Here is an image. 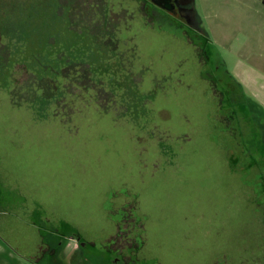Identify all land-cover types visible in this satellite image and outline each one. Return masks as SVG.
<instances>
[{
    "label": "rangeland",
    "instance_id": "374dc122",
    "mask_svg": "<svg viewBox=\"0 0 264 264\" xmlns=\"http://www.w3.org/2000/svg\"><path fill=\"white\" fill-rule=\"evenodd\" d=\"M0 2V224L78 233L70 264H112L118 227L141 264H264L263 0H192L198 28L153 0Z\"/></svg>",
    "mask_w": 264,
    "mask_h": 264
},
{
    "label": "crops",
    "instance_id": "0c3cea01",
    "mask_svg": "<svg viewBox=\"0 0 264 264\" xmlns=\"http://www.w3.org/2000/svg\"><path fill=\"white\" fill-rule=\"evenodd\" d=\"M9 224H0V264H41L47 256L49 264H70L73 253L82 249L70 236L71 232L59 228L43 231L40 225L19 216ZM71 243L75 246L72 252H68ZM63 250L65 262L61 261Z\"/></svg>",
    "mask_w": 264,
    "mask_h": 264
},
{
    "label": "flooded vegetation",
    "instance_id": "af4514ba",
    "mask_svg": "<svg viewBox=\"0 0 264 264\" xmlns=\"http://www.w3.org/2000/svg\"><path fill=\"white\" fill-rule=\"evenodd\" d=\"M152 10L147 12V9L144 7L145 12L149 15V19L156 14H160L157 11V8L164 12V14H160L162 17H167L171 19V21L182 20L184 23L190 24L191 26H195L198 28L197 16L195 10L192 7V0H153ZM155 18V17H154ZM156 19V18H155ZM151 21H154L152 19ZM107 27V25H105ZM109 30V27H107ZM109 43V48L112 46L117 47L119 41L113 35L107 37ZM107 40V39H106ZM213 87L216 90L215 93H218L217 88L221 87V99L224 100V96H230L231 99L237 100V95H242V90H238L240 86H238L233 79H222L221 81H212ZM245 103L247 104L246 96H243ZM230 99V100H231ZM220 100V102L222 101ZM118 239L116 241L109 242L110 246L108 248L109 252H115L116 258H112V264H141V261L138 259V253L140 250H136L133 247L131 242L127 243L126 241Z\"/></svg>",
    "mask_w": 264,
    "mask_h": 264
},
{
    "label": "trees",
    "instance_id": "16d2710c",
    "mask_svg": "<svg viewBox=\"0 0 264 264\" xmlns=\"http://www.w3.org/2000/svg\"><path fill=\"white\" fill-rule=\"evenodd\" d=\"M1 3H5V4H7L6 6H8V7H10V6H14L13 4L14 3H12V4H10V5H8V3L7 2H0V4ZM59 4V7H57V11H59V9L61 10L62 8V4H60V2H58ZM263 3H264V0H263ZM65 7V6H64ZM61 12V11H60ZM0 17H1V15H0ZM3 19H0V30L3 32L4 31V33L6 34V33H8L7 32V29H8V23H6L7 21H5V20H3ZM23 24L24 23H21V26L23 27ZM7 25V26H6ZM21 28H17V30H20ZM23 29V28H22ZM90 30V29H89ZM14 39H17V38H14ZM3 49V52H4V55L2 54V55H0V59L1 60H4L5 59V57L7 56V51H6V49H4V47L2 48ZM8 55H10L9 53H8ZM65 66L61 69V71H60V73H61V75H62V77H63V72L65 71V70H67L69 67L71 68V65H73L72 63H71V65H70V62L68 63H65L64 64ZM69 68V70H72V69H70ZM48 82H53V83H55L54 81H52V80H47V81H43V82H39V86L42 88V95H43V97H44V100L45 101H49V100H51L53 97H54V95H55V91H56V86H55V90H54V88H52V92H53V95L52 96H46V88H45V86H43L44 84H49ZM40 225V224H39ZM40 227L43 229V231H47V229L45 230V228L44 227H42L41 225H40ZM122 235H123V232H122V229L120 228V227H118V231H117V233H116V235L115 236H113V237H111L110 239H109V242H112V241H116V240H118V239H121V237H122ZM44 236H45V234H44ZM70 236L71 237H73L75 240H77V242L80 244V246H81V248L83 247H85V245L84 244H81L82 243V238H81V236L80 235H78V233H76V232H72L71 231V234H70ZM46 237V236H45ZM132 244H133V247L136 249V250H140L141 249V244H136L135 242H131ZM92 246H94L95 244H91Z\"/></svg>",
    "mask_w": 264,
    "mask_h": 264
}]
</instances>
